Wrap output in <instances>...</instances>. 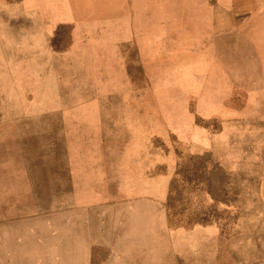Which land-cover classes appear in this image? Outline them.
<instances>
[{
    "label": "rangeland",
    "instance_id": "1",
    "mask_svg": "<svg viewBox=\"0 0 264 264\" xmlns=\"http://www.w3.org/2000/svg\"><path fill=\"white\" fill-rule=\"evenodd\" d=\"M155 195L264 264V0H0V264H73Z\"/></svg>",
    "mask_w": 264,
    "mask_h": 264
},
{
    "label": "crops",
    "instance_id": "2",
    "mask_svg": "<svg viewBox=\"0 0 264 264\" xmlns=\"http://www.w3.org/2000/svg\"><path fill=\"white\" fill-rule=\"evenodd\" d=\"M145 198L149 205L122 217L120 236L92 239L90 253L85 257L75 253L73 264H197L200 249L201 264H210L214 240L222 245L226 241L224 228L219 223L179 227L172 223L171 207L161 196Z\"/></svg>",
    "mask_w": 264,
    "mask_h": 264
}]
</instances>
